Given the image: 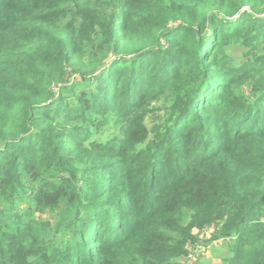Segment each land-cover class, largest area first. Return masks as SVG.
I'll return each instance as SVG.
<instances>
[{"label": "trees", "instance_id": "16d2710c", "mask_svg": "<svg viewBox=\"0 0 264 264\" xmlns=\"http://www.w3.org/2000/svg\"><path fill=\"white\" fill-rule=\"evenodd\" d=\"M207 227L264 264V0H0V264H184Z\"/></svg>", "mask_w": 264, "mask_h": 264}, {"label": "rangeland", "instance_id": "374dc122", "mask_svg": "<svg viewBox=\"0 0 264 264\" xmlns=\"http://www.w3.org/2000/svg\"><path fill=\"white\" fill-rule=\"evenodd\" d=\"M235 51L231 54V57L238 58L239 54ZM152 117L148 116L145 124L147 128H150L152 123ZM108 129L103 130L100 134L96 135L97 138H106L108 135ZM38 215V214H37ZM39 218H52L51 215H38ZM198 234V238L195 243H190L188 246V254L181 257V262L184 264H196L200 261H209L210 264H222L224 258L229 254L227 252V242L229 240L218 239L210 242L211 235L213 233V227H207L203 229H196L193 231Z\"/></svg>", "mask_w": 264, "mask_h": 264}]
</instances>
